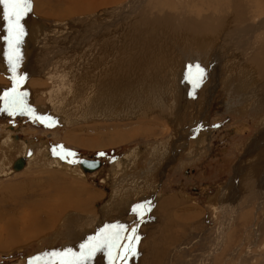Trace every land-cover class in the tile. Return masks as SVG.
<instances>
[{"label":"rangeland","instance_id":"obj_1","mask_svg":"<svg viewBox=\"0 0 264 264\" xmlns=\"http://www.w3.org/2000/svg\"><path fill=\"white\" fill-rule=\"evenodd\" d=\"M103 1L31 0V11L21 21L22 23L26 20L24 27L30 26V23H36L37 29L35 31L29 29L28 33L32 34L31 37L38 36L39 40H33L34 45L21 41L18 46L19 60H27L32 51L35 52L34 49L45 43L52 45L55 40L54 44L60 47L61 52L57 56L58 59L55 57L56 60H52L53 63L61 67L74 66L70 70V75L74 78V87L79 94V91L87 84L96 83L98 86L103 81L102 91L90 93L89 99L97 98L104 101L109 109L102 112V115L92 114L93 118H88V115L82 114L85 108L81 105L82 113H78L77 119L76 116H70L78 107L68 106L67 109L71 115L59 118L58 115L60 116L61 112L56 114L48 109L50 101L48 102L45 95L38 90L42 86L34 87L30 84L28 87L33 91H29L26 87L28 96H24L23 100L26 108L32 110L31 114L25 111L12 115L8 111H0L1 139L3 141L10 139L16 144H21L14 148L4 143V151L11 153V161L20 156H24L27 161L20 172L12 173L10 168L12 163H9L8 174H0V264H29L30 258L54 250L72 249L74 252H79L80 244L86 242L88 237L95 236L106 226L124 225L130 229L133 225L132 218L134 219L133 216L136 215L132 212V208L137 205H144L145 208L150 203H152L151 211L141 219L136 232L139 237L138 241H134L137 258L130 257L127 264H152L153 262L154 264H202L205 256L213 249L216 240L218 241L216 232H218L221 215L213 212L210 205L214 201L213 197L225 188L231 189L230 185L236 175V166L240 161V163L244 162L245 172L250 170V166L256 161V159L248 160L246 156L249 152L250 140L259 136L263 130L260 119L264 118V103L258 104L259 108L255 109L249 106L251 105L250 97L245 99L246 95L257 91L258 87L255 83L260 79L257 77L259 73L257 71L253 73V70L248 67L238 71L237 68H232L230 62L224 59V55L227 52L230 54L231 51L226 50L221 44L223 37L226 46L227 43L233 44V50L241 54L239 62L251 59L256 54L264 56V24L261 23L256 32L247 33L240 38V35L235 33L237 30L233 25H220L224 24V21L220 23L218 30L211 37V46L214 50L210 53V57L206 58L207 66H204V60L202 61L198 54L186 56L188 50L196 48L193 47L194 44L181 37H175L177 41L184 40V42H181V45L178 43H176L177 46L173 45L170 41V37L173 36L168 29L177 31L185 20L198 21L208 13L209 18L214 16L211 19H216L214 14L223 15L226 18L230 16L233 0ZM257 1L255 2L258 3L259 10L255 12H252V9L246 10L241 24L243 27L247 23L251 25L256 22L258 25L264 17V0ZM92 2L101 4L79 12L74 8ZM245 5L248 7V3ZM220 7L222 12H214ZM140 13L143 14L138 16ZM144 18L151 19V22H169V28L162 22L155 26L159 33L166 31L163 39H160L159 33L153 32V28L148 26L142 29L151 30L152 35L139 31L138 23L145 22L147 25L150 23ZM0 22L4 24L2 19ZM167 32L169 33L168 47L165 45ZM83 34L84 36L87 34L88 39L91 38L90 45H93L96 39L100 47L107 44L109 46L104 48L98 46L99 49L90 52L86 49L88 51L86 52L84 48L80 49L82 46L67 42L71 39H82ZM235 36H238L236 41ZM145 38L153 41V45L148 47L152 52L147 58L148 61L135 72L136 79L132 80V86L134 89L138 87L139 90L146 89V91V86H149L148 88L160 97L159 107L154 108V105L150 103L146 106L150 108L143 107L140 111L134 109L128 113L130 115L109 116L115 114L116 104H127L119 97L124 90L122 82L107 83L108 77L113 75L110 65L115 62V59L124 63L126 59L133 58L137 49H148L142 45V42H145L142 39ZM125 40L129 41L125 45L127 49L121 51L120 44ZM130 41L134 44L132 48H130L132 46ZM157 43L160 44L158 49L153 50ZM206 43L209 44V41ZM67 45L71 48L68 49ZM178 49L186 50L184 53L186 59L179 57ZM0 52L7 55L6 40L2 42ZM76 62L77 67L73 65L77 64ZM159 62L160 66H155ZM190 65H199L204 70L203 80L198 87H194L193 83L186 79ZM212 67L218 69L215 71V76H212L215 70H212ZM226 67L229 69L226 70ZM20 69L17 67L15 73L0 69V80L3 82L0 81V96L15 87L13 79ZM64 69L67 70V67ZM235 73H240L241 76L252 73L254 84L251 82V86L248 87L247 81L241 78L240 82L230 86L231 83L226 81L231 74ZM98 74L100 78L104 76L105 79H95V75ZM33 77L38 76H29L30 79ZM110 85L113 87L112 90ZM238 86L248 88L241 92ZM172 87L174 90L170 93L169 90ZM208 87L210 92L206 94L205 99H200L201 106L196 114V111L189 108L188 103L194 106ZM186 89L190 92L188 91L185 95ZM20 90L17 89L18 92ZM138 96L134 92L128 99L138 102ZM179 97L182 102L180 105L174 102V99ZM108 99L114 103L111 107ZM149 99L153 100L151 97ZM203 101L205 104L202 103ZM245 104L249 107L246 106L242 110ZM3 107L4 103L0 100V108ZM118 108L125 112L129 110ZM152 109L157 111L154 112ZM34 116L43 117V122L34 119ZM67 119L68 122H65ZM197 134L204 138L201 146L194 142L198 137ZM112 138H116V141ZM94 139L96 141L101 139L102 142L96 144L93 142ZM57 146H63L64 150H70L75 155L61 159L59 155L53 154V149L57 152L61 151ZM164 146L166 151L163 153V158L156 159L153 152L157 150V147L163 151ZM27 147H29L28 153L25 150ZM132 151L138 152L135 160L130 161L128 166L119 173L111 172L112 166L115 167H113L114 170L119 167L116 161L131 155ZM80 156L98 157L103 162L102 167L85 175L79 169L75 170L77 163L69 162L76 161V158ZM2 157L0 151V158ZM243 158L247 160L243 161ZM50 160H56L59 167L48 169ZM263 162L264 152L260 159V163ZM62 165L67 166V169L61 168ZM262 174L263 178L260 181L264 187V172ZM252 180L249 186L253 191H258L260 182L257 183V179ZM76 182L86 186L90 195L88 200H86L85 190L78 191L82 201L84 200V203H79L78 209L48 212V208L55 203V196L61 197L60 200L67 197L65 188H60L58 185L65 187V184ZM137 186L140 190L133 192ZM219 194L218 201L221 203L227 196L220 197L222 192ZM262 194L263 197L260 198V196L255 197V192L246 194L242 191L224 200L225 203L227 200L228 202L236 200L237 210L226 229L225 243L211 256L208 264H264V193ZM252 195L254 198L251 197ZM167 200L172 201L170 204H173V207L166 203L168 218H165L164 214L156 213L154 209L158 203ZM37 202L41 204L35 207L33 212L39 220L42 217H44L42 222L45 217L56 220L51 225L43 227L36 237L28 238L22 235L24 225L26 226L27 223L26 216L32 210L30 205ZM217 204L219 206V203ZM164 213L167 216V212ZM214 214L215 216L212 217ZM67 225L70 226L69 229H72L66 232ZM57 232L60 233L55 237L54 233ZM13 235L16 236L17 241L14 240L16 243L10 238ZM44 235H46L45 238L40 241ZM51 240H53L52 244H50ZM138 253L141 256H138ZM87 264H110L108 250L96 252Z\"/></svg>","mask_w":264,"mask_h":264},{"label":"bare ground","instance_id":"obj_2","mask_svg":"<svg viewBox=\"0 0 264 264\" xmlns=\"http://www.w3.org/2000/svg\"><path fill=\"white\" fill-rule=\"evenodd\" d=\"M101 1L104 2L103 0H101ZM255 1H257V0H233L230 16H228L226 18L223 15L219 14L220 16H217V14H214V15H216V19L215 18L211 19L214 16L209 18L208 17L209 13H208L207 16H203V18H201L198 21L194 20V19L185 20V22H183V24L181 25V28L179 30H177V31H175L176 29L175 30L168 29L169 33H172V36H173V37H170V41L172 42L173 45L177 46L176 43L181 45V42H184V40H181V42H180V41H177L176 38H175V37H181L183 39L189 40L191 44H194L193 47H196L194 49L191 48L187 52H186V50L182 49L180 51V49H178L177 52L179 54V57H182V59L184 60V59L187 58L186 56L188 54H198L199 57L202 59V61L204 60L203 61L205 63L204 66H207V62H206L207 59L206 58L210 57V53L214 50V48L211 46V37H212V35L215 34V32L219 28V24L222 23L223 21H224V24H220V25H227V26L233 25L236 28V30H237L235 33L237 35H240V38L245 36L247 33L256 32L257 29H259L258 28L259 25L261 23L264 24V17L262 18V20L260 21V23L258 25L256 24V22L251 24V25H248V23H247L246 26H244V27H243V25H241L243 19L245 18L246 10L252 9L251 10L252 12H255V11L259 10L258 3H257L258 1L257 2H255ZM245 3H248V7L245 5ZM97 4H101V3H97ZM97 4H95V2H92L90 4H87V5H84V6H76L74 8H75V10H77L79 12V11H83V10L92 9ZM216 9L214 10V12H222L221 7L218 8L217 10ZM142 14L143 13H140L138 16H140ZM144 20L150 21V23L148 25L145 22L137 24V27L139 28V31H141L142 33L146 32L147 34L152 35L153 33H152L151 30H148V31H144L143 30V29L148 28V27L153 28V32L159 33V31L157 30L158 28H156L155 26L160 24V22H162L163 25L166 24L167 27L169 28V25H168L169 22L168 23H164V21L151 22V19H148V18H144ZM25 22H26V20H24V22H22V24L24 25ZM235 22L238 23V24H233ZM251 22H252V20H251ZM97 26H98V24H97ZM3 28H4V24L0 22V50H1L2 42L5 40V39H3V37L6 36V30H5V28L4 29ZM97 28H99V27H97ZM29 29H33L35 31L37 29L36 23L33 22V23H30V26L24 27V35H23V38H22L21 41L22 42H29L32 45H34L33 44V40L36 41V39H38V36L31 37L32 34L28 33ZM252 30H253V32H252ZM89 31L94 32V30H89ZM97 32H98V30H97ZM165 32L166 31H163V32L159 33V36H161V37H159V36L158 37L160 39H163L164 35H165L164 34ZM169 33L168 32L166 33V42L167 43L165 45L167 47H168V44H169L168 43V41H169L168 40ZM129 35H131V32H129ZM82 36H84V34ZM78 38H79V35H78ZM237 38H238V36H235V41L237 40ZM90 39L87 38V34H86L82 39H77L76 38L75 40L71 39V40H69L67 42H70L71 45L82 46V47H80V49L84 48L85 50L87 49L89 52L90 51H94V50L96 51L97 49H99L100 45L98 43H96L97 42L96 39H94V44L93 45H90V43H89ZM142 40L145 41V42H142V45H144L145 48L151 47L153 45V41L150 38H145V39H142ZM224 40H225V38L223 37L222 44L221 43L220 44L222 45V47H225L226 50H230L231 51L230 54H229V52H227L224 55V59L225 60L227 59L226 61L230 62V65H231L232 68H237V71H238L239 69L240 70H244V69H246L248 67L249 69L253 70V73H255L256 71H257V73H259V75L257 77H259L260 79H258L259 81H256V83H255V84H257V87H258L257 91H254V94L252 92L251 94L246 95V99H245V100H247V98L250 97L249 101L251 102V105H249V106L250 107L253 106L255 109H257L258 104L264 103V56L263 55L260 56V54H256L251 59H247L245 61L239 62V58H240L241 54H239L238 51L233 50V48H234L233 44H228L227 43V46H226V43H224ZM54 41H53L52 45H50L48 43H45L44 45H42L40 47H37L36 46L37 43H36L35 46L37 47V49H34L35 52L33 53V51H32L31 55H29L27 60H23V59L19 60L18 67L21 68V69H20V72L13 79L14 80L13 81L14 86L17 89L18 88L21 89L20 90L21 93H26V95H24V96H28V92L26 91V87L28 88L29 91H31V92L33 91V90H30L28 85H30V84L32 85L33 84L34 87H37L38 85H41L42 88H40L38 90H40L41 93H43L45 95V97L48 100V102L50 101V103L48 104L49 105L48 109L52 110L56 114H58V112H61L62 114L60 116L58 115L59 118H63L65 115H71L69 113L70 111L67 109L68 106H70V107L76 106V107H78V109H76L70 117H75L76 116L77 119H78V113H80V114L82 113L81 110H80L81 105H83L84 108H85V110L83 111L82 114L88 115V118L92 117V114H97V116L102 115V112H105L107 109H109V108L106 107L107 104L104 101L98 100L97 98H95L94 100H90L89 98L91 96L90 93L95 94V93H99V92L102 91V87H103L104 82L101 81V83H100V81H99V83L102 84V85L99 84L98 86H96V83L93 84V85L92 84L91 85L87 84L85 87H83V89H81L79 91L80 94L77 93L76 89L74 87V82L75 81H74L73 76L70 75L71 74L70 70L73 69V67H74L73 65H75L77 67L78 63L76 62L77 64H73L72 68L70 67L69 64H68L69 66L63 65L64 67H61V65H59L57 63H53L54 61H52V60L55 59V57H57L59 55V52H61L60 47L57 44H54ZM207 41H209V44L206 43ZM37 42H39V41H37ZM126 42H129V41L125 40V41L121 42V44H120L121 48L119 50L124 51L125 49H127V47L125 46ZM232 42H234V41H232ZM83 43H87V44H83ZM130 43L132 44V46L130 48H132L134 46V44H133L132 41H130ZM158 43H160V42H158ZM158 43L156 44L155 47H153V50H157L158 49V46L160 45ZM45 46H48L50 48H47ZM108 46L109 45L107 44L104 47H108ZM67 47H68V49L71 48L70 45H67ZM104 47H100V48H104ZM178 48H180V46ZM87 50H86V52H88ZM36 51H40V52L36 53ZM151 52H152L151 48L144 49V50L137 49L135 51V55L133 56V58L126 59L124 61V63H122V61L120 62L118 59H115V62L110 65V66H112L111 69H112L113 75H110L108 77L107 83L108 84L109 83L112 84V82H118V81L122 82V84L124 85V90L122 91V93L119 94V95H121L119 97L121 98L122 101H126L127 104L126 105L116 104V106L114 107L115 108L114 109L115 114L114 115H109L107 113V115H109V116H119V115L124 116V114L130 113L134 109L137 110V111H140L143 107L148 106L150 103H151L150 105H154V108L159 107L158 103H159L160 97L155 91H153L152 89H149L148 88L149 86L148 87L146 86L147 91H146V89L139 90L138 87H136L134 89L133 86H132V80L136 79L135 72L138 71L139 68L142 65H144V63H146L148 61L147 58L149 57ZM185 52H186V56L184 54ZM119 56L120 55H118V57ZM58 58L59 57H57L56 59H58ZM50 61H52V62H50ZM76 61H77V59H76ZM84 63L85 62H83V64ZM198 63L199 62L197 60V64ZM155 66H160V62L157 63ZM65 67H67V70L64 69ZM89 68H91V67H89ZM0 69L1 70L2 69H6V71H8L9 73L12 72L10 70V65H9L6 53L2 54L0 52ZM228 69L229 68L226 67V70H228ZM76 70H78V69L76 68ZM212 70H214V72H215L218 69H216L215 67H212ZM214 72H213L212 76L216 75V72L215 73ZM72 73H73V71H72ZM92 73H94V72H92ZM31 75H36L38 77H33V78L30 79L29 76H31ZM92 75H91V77H92ZM242 75L243 76H241L240 73L231 74V76L229 77L228 81H226V82L231 83L230 86H232L233 83L240 82V79L242 78L244 81H247L248 87L251 86V84H252L251 82H253V84H254L255 80L253 78V74L252 73H248V75H247L248 77L245 76L244 74H242ZM250 76H251L252 79L250 78ZM21 77H23L22 80L20 79ZM96 78H99L100 80H101V78L105 79L104 76L100 78L99 74L95 75V79ZM140 78L142 79V77H140ZM173 80H175V79H173ZM142 81H143V79H142ZM48 83H51V84L54 83V84L49 86V85H47ZM97 83H98V81H97ZM210 87L207 88V90H206L204 95H201L199 97V101L198 102L194 101V102H196V103H194V106L192 104L188 103L189 108H191L194 111H196V114H198L197 113L198 112V108L201 106V102H200L201 100L200 99L203 100V98L204 99L206 98V94H208L210 92ZM238 87H239V89H241V92H243L244 90L246 91L247 88H248V87L246 88V86L245 87L238 86ZM110 88H111V90L113 89L112 86ZM236 88H237V86H236ZM251 88H249V89H251ZM173 90H174V88L172 87V89L169 90L170 93H172ZM204 90H205V88H204ZM204 90L202 92H204ZM82 91H83V94H82ZM87 91H88V93H87ZM188 91L189 90H187V89L185 90V92L183 90L185 95H186V93H188ZM134 92H135L136 95H139L138 98H137V99H139L138 102H135V101H132V100L128 99L129 96L131 94H133ZM33 93H35V92H33ZM194 93L196 94L197 92H194ZM96 96H97V94L95 95V97ZM149 97H151L153 100L150 101L151 99H149ZM222 98H224V95H222ZM108 100L111 103L110 107L112 105H114V103H112V100H110V99H108ZM119 102H120V100H119ZM174 102H176V103L178 102L179 105L182 103L181 100H180V97L174 99ZM202 103L205 104L204 101ZM246 106H248V104H245L241 109L243 110ZM118 107L126 108V109H129V110L125 112L124 110L119 109ZM169 107L171 108V104H170ZM146 108H150V107H146ZM152 110L154 112L157 111L156 109H152ZM128 115H130V114H128ZM260 121H261V124H263V130L260 132L259 136H256L254 139L250 140V143L248 145L249 152H247V156H246L248 158V160L249 159H256V161H254L252 166H250L251 167L250 170H248L246 172L244 171V162L240 163L241 162L240 161L239 164L236 166V170H235L236 175L233 178L232 185H230L232 187L234 185L235 187H233V188L231 187V189H229V188L223 189L222 191H220V192H222L220 197H222L224 195H226L227 197L228 196L230 197V196L235 195V193L237 194V192H239V194H240L242 191L246 192V194H248L250 192L251 193L255 192V195H256L255 197H257V196H260V198L263 197L262 193H264V187H263V184L261 183L262 181H260V180H262V178H263L262 177V175H263L262 172H264V164H263L264 162L260 163V159H261V154L264 152V118L261 117ZM65 122H68V119L65 120ZM197 136H198V134H197ZM121 137L122 136H120V139H122ZM95 139H94L93 142H95L96 144H99V142H102L101 139L100 140L97 139V141ZM112 139L113 140L115 139L114 141H116V138H112ZM109 141H111V140H109ZM194 142L201 146L204 143L203 136L199 135L198 137L195 138ZM4 143H6L7 145H11L14 148L18 147L19 145L21 146V144H16L15 142L11 141L10 139L9 140L6 139L5 141H3L1 139V137H0V151H1L2 155H3V157L0 158V174H6V175L8 174L9 163H12L10 165L12 173H17V172L22 171V169L25 167V165L27 163L26 158L24 156H20V157L16 158L14 161H11L10 160L11 153H9V151H7V150L4 151V148H5V147H3ZM164 148H165V146H164ZM25 150L28 153L29 152V147L25 148ZM161 151L162 150H159V147H157V150H155L153 152L154 157L156 159H158V160H161L163 158V156H164L163 153L166 151V148L163 149L162 152ZM137 155H138L137 151L136 152L132 151L131 155H127L126 158L121 157L119 161H116V164L119 167L116 168V170H114L115 167L112 166L111 167V172L115 171V173H119V171H122L126 166H128L130 161L135 160V157H137ZM43 156H44V153H43ZM46 156H50V155H46ZM20 158L23 159V161L21 163L22 165L20 167H17L16 166V161L21 160ZM93 158L101 161V159H99L98 157H93ZM244 160H247V159L243 158V161ZM76 165H77V168L75 169L72 166V169L73 170L74 169L75 170L79 169L85 175H87L88 173H92L94 171L100 170V168L102 167L101 166V167L97 168L96 170L85 171L82 168H80V164H76ZM47 167H48V169L49 168H58L59 165L56 164V160H54V161L50 160V162L48 163ZM42 168H44V167H42ZM61 168H63V169L66 168L67 169V166H63L62 165ZM75 170H74V172H75ZM123 172H127V171H123ZM252 179H255V180L257 179L256 180L257 183L260 182L258 191H253L252 187L249 186V184L252 181L254 182V180H252ZM240 180H241V182H240ZM58 186L60 188H63V189L65 188L64 191L66 190L65 192H66L67 197H65L63 200H60L61 197H56L55 196V203H54L53 206L51 205L52 207L48 208V210H47L48 212L52 213L55 210H58V211L61 212V211H66V209H68L67 211L78 209L79 203H84V200L82 201V198L79 196L78 191L84 192V190H85L86 196H87L86 200H88V198L90 197V195L88 194L89 193L88 189L86 188V186L83 185V183L79 184V182H76L74 184H65L64 185L65 187H61L60 185H58ZM257 186H258V184H257ZM227 189H228V191L225 192V190H227ZM138 190H140L139 186H137L133 192H136ZM255 190H256V188H255ZM247 191H249V192H247ZM220 192H218V194L215 197H213L214 201H212V203L209 202V203H211L210 205H211L212 209L214 210V211L213 210L212 211L214 213H218V214L221 215L220 223L218 224V232H216L217 236H218V238H217L218 241L216 240V243H214L213 249H211V251L208 252L207 256H205L204 262L202 261V264H208L211 256H213V254H215L223 246V244L225 243V239L224 238H225V235H226V229L229 226V222L232 219V215H234V213L237 210V208H236L237 207L236 206L237 205L236 200L232 201L230 199L231 201L228 202V200H227V203H225L226 201H224V200L227 199V197H226L224 200H222L221 203L218 201ZM133 195H135V194H133ZM251 197L254 198V195H252ZM134 198H132V199H134ZM59 201H61V202H59ZM171 202H172L171 200L161 201L160 203H158L156 205V207L154 209V212L156 211V213L164 214L165 218H168V208H165V206H166V203L170 204ZM62 203H64V204H62ZM217 203H219V206H218ZM40 204H41L40 202H37V203H33L32 205H30V207H32L31 208L32 210L29 211L30 213H28V215L26 216V222L27 223H26V226L24 225V233L22 234L23 236L25 235L28 238H34V237H36L37 234L39 235L41 230H43L42 229L43 227L51 225L56 220V219L53 220L51 217L50 218L45 217L43 222H42V218H44V217H42L39 220V217H37L35 215L33 210L35 209V207H38ZM151 204L152 203L148 204L144 208L143 217L146 216L149 211H151L150 210V208L152 207ZM212 204H213V206H212ZM259 204H260V202H259ZM150 205H151V207H150ZM214 205H215V207H214ZM169 206L173 207V204H170ZM57 208H59V209H57ZM164 212H167V216H166V214ZM46 214L49 215L48 213H46ZM126 215L129 216L128 214H126ZM136 216L137 215H134L133 216L134 219L132 218V220H133V225L132 226L135 225L136 226V232H138V224L141 221V219L140 218H136ZM159 216H158V218H159ZM214 216H215V214L212 217H214ZM229 216H231V217H229ZM127 221L128 220H126V222ZM69 227L70 226L67 225L66 232L68 230L70 231L72 229V228L69 229ZM10 233H12V232H10ZM59 233L60 232L54 233L55 237H57ZM136 235H137V233H136ZM45 236L46 235H44V237H42L40 241H42L45 238ZM15 237L16 236L13 235L10 238L14 241V240H16ZM75 237H77V235ZM54 240L56 241V238ZM16 241H14V242L16 243ZM52 242H53V240H51L50 244H52ZM246 254H248V253H246ZM250 254H252V253H250ZM138 256H141V254L138 253ZM261 256H263V255H261ZM152 264H154V262Z\"/></svg>","mask_w":264,"mask_h":264},{"label":"snow or ice","instance_id":"obj_3","mask_svg":"<svg viewBox=\"0 0 264 264\" xmlns=\"http://www.w3.org/2000/svg\"><path fill=\"white\" fill-rule=\"evenodd\" d=\"M31 11V0H0V19L4 21L7 35L3 37L8 44L7 59L10 65V70L15 73L20 59L19 44L24 35V26L21 23L22 19ZM204 77V70L199 66H189L186 79L193 83L194 87H198ZM21 80L23 77L20 78ZM26 93H20L16 87L10 91H6L0 96L4 107L0 111H8L15 115L17 112H28L32 110L26 108L23 97ZM34 119L43 122L44 118L34 116ZM50 119V118H49ZM61 149L57 152L53 149L54 155H59L61 159L74 156L75 153L70 150H64L63 146H57ZM103 155V153H101ZM70 163H76L75 160H70ZM83 163V162H82ZM91 166V165H89ZM144 205H137L132 208V212L142 219ZM136 235V226L130 229L124 225L106 226L101 229L95 236L88 237L87 241L80 244L79 252H74L72 249L54 250L44 252L38 256L32 257L29 264H87L91 257L98 251L103 249L108 250L110 264H127L130 257L137 255L134 241H138Z\"/></svg>","mask_w":264,"mask_h":264},{"label":"water","instance_id":"obj_4","mask_svg":"<svg viewBox=\"0 0 264 264\" xmlns=\"http://www.w3.org/2000/svg\"><path fill=\"white\" fill-rule=\"evenodd\" d=\"M20 159L21 160L16 161L17 167H20L22 165L21 163H22L23 159L22 158H20ZM79 164L83 170H85V171L90 170L91 171V170L96 169L101 164V161L94 159V158H91V157H81L79 159ZM89 165H91V166H89Z\"/></svg>","mask_w":264,"mask_h":264}]
</instances>
